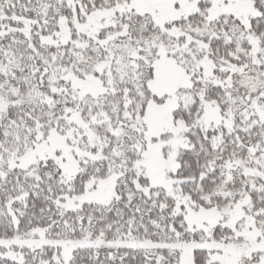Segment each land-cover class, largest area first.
<instances>
[{"label": "snow or ice", "instance_id": "obj_1", "mask_svg": "<svg viewBox=\"0 0 264 264\" xmlns=\"http://www.w3.org/2000/svg\"><path fill=\"white\" fill-rule=\"evenodd\" d=\"M0 264H264V0H0Z\"/></svg>", "mask_w": 264, "mask_h": 264}]
</instances>
